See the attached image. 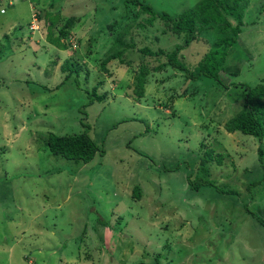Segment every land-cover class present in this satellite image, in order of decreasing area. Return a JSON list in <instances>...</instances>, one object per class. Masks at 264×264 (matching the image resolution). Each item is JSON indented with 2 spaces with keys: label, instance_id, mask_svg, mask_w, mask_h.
<instances>
[{
  "label": "rangeland",
  "instance_id": "obj_1",
  "mask_svg": "<svg viewBox=\"0 0 264 264\" xmlns=\"http://www.w3.org/2000/svg\"><path fill=\"white\" fill-rule=\"evenodd\" d=\"M146 1L158 11L179 13L197 0ZM13 3L0 1L7 12L0 14V27H7L14 11L19 23L9 38L0 33L6 51L0 61V264H64L59 262L63 258L67 264H134L141 259L151 264L152 256L143 251L162 254L167 259L162 263L170 264H264V227L256 221L264 222V192L253 187L258 196H252L247 190L249 180L259 177V143L239 133L226 135L223 128L243 107L244 92L233 84L264 83V0H250L245 10L246 28L227 59L236 75L222 76L227 90L213 80L190 81L185 72L167 66L155 71L145 96L135 102L139 62L128 64L137 58L126 53L123 64L116 59L107 64L109 74L103 73L96 90L97 95L106 93V99L89 106L87 116L73 108L78 102L85 105L87 98L76 87L75 76L65 77L63 61L86 62L90 36L103 41L110 27L114 34L131 31L135 26L130 25L147 15L138 18V6L129 0ZM31 6L42 19L37 15L27 33ZM45 14L59 20L58 28L66 21L74 24L79 50L49 43L56 28ZM160 24L156 20V27ZM133 31L135 41L142 40L139 47L167 52L181 43L174 35L162 38L155 27H148L145 40L137 28ZM214 42L201 35L183 47L177 61L188 69L196 66ZM91 49L100 62L109 54L102 46ZM157 60L167 62L164 56ZM150 61L151 68L161 65ZM121 81L124 90L118 88ZM174 90L179 98L172 107L164 105ZM81 119L93 124L89 134L104 148L103 156L84 164L37 149L34 137L40 132L78 134ZM207 148L229 157L221 166L209 163L215 186L195 193L187 177L196 176ZM135 185L142 198L132 203ZM260 186L264 189V183ZM216 188L234 194H220ZM120 212L123 220L116 230L105 229L100 236L93 230L98 217L115 222Z\"/></svg>",
  "mask_w": 264,
  "mask_h": 264
},
{
  "label": "trees",
  "instance_id": "obj_2",
  "mask_svg": "<svg viewBox=\"0 0 264 264\" xmlns=\"http://www.w3.org/2000/svg\"><path fill=\"white\" fill-rule=\"evenodd\" d=\"M129 1L133 3V5L138 6V11L136 12L138 18L144 14L147 15V17H142L140 23L138 24L134 23L133 25H130L131 27L135 26L132 27L131 31L129 29H125L122 32L120 31L114 34V30H111L110 27L108 30L110 33H105L104 31L105 37L103 41L99 40V35L96 37L90 36L89 39H91V41L88 39V42L91 46L88 47L86 53L88 57L86 62H71L69 58L63 61V70L66 71L65 77L68 78L75 76L74 82L76 83V87L80 89V91L84 93L87 98L85 105H81L78 102V104L73 107L74 109H77L81 115L87 116V108L89 106L96 102H103L106 99V93L101 95L96 94L97 88L101 87L104 81L102 75L103 73H108L107 64L111 60L116 59L123 64L125 62L124 55L126 53L130 55L129 57L135 56L137 58L132 59V61L128 64H131L133 60H137L139 62V67L134 76L133 84V99L135 102H140L145 96V85H147L153 76H155V71L158 72L167 66H171L176 70L185 72L186 79L190 81L193 80L196 82L201 79L213 80L219 84L222 89H228L229 85L223 82L222 76L225 73L226 75L231 76L236 75V73L230 71L231 67L228 66L227 59L230 50L238 43V37L241 36L243 29L246 28L244 16L250 0H197L194 5L179 13H171L167 10L158 11L146 0ZM36 10L37 9L34 8L33 12H35L37 17L38 14ZM45 15L50 16L48 14ZM38 18L42 19L40 15H38ZM53 18L51 17L49 19V25L56 28V35L50 33L48 37L49 43L53 47L64 51L79 50L81 39L74 36V24L70 21H66L62 27L58 28L57 23L59 20H56L55 18L53 20ZM156 20L160 21L161 24L159 26L161 28L156 27ZM28 26H30V24H28ZM148 27H155L159 29L160 36L162 38H168L169 36L174 35L181 43L176 44L173 50L167 52L159 48L154 50L149 45H142L139 47L138 44H140L142 40L139 41V43L135 41L133 29L137 28L139 31L136 32V34L143 35V40H145V36L149 33ZM123 32L125 33V36L123 35ZM201 35H207V37L213 38L215 42L212 44V48L203 55L197 65L188 69L177 61L178 55L183 50V47L189 45L193 40L197 39ZM126 37L127 40H125ZM4 38H9V35H6ZM73 43L77 44L75 49H73ZM92 46L98 49L102 46L104 49L106 48L109 50V54H105L106 58H102L100 62L99 59H95L97 58L95 53L91 54ZM3 51L6 52L5 47L3 48V44L0 42V61L3 58ZM161 56H164L167 59L166 63L168 65L166 63L162 64L159 60H157ZM151 58H154L156 62H160L161 65L151 68L149 66ZM98 64L99 67L93 70ZM79 80H81V82ZM81 83L82 88H80ZM124 84L125 81H121L118 84V88L124 90ZM233 85L240 86L242 88L241 93L244 92L243 112L236 118L228 121L225 126V130L229 133L239 131L243 135L251 136L261 142V145H259L257 149V162L259 165L257 171L259 172V177L250 179L247 186V190L250 191L252 196H258L256 191L260 193L264 192V189L260 186L261 183H264V144L262 142L264 141V83L261 81L254 86L243 83ZM59 86L60 85H57V87ZM178 98V94L176 90H174L173 95L169 97L168 101L166 100L164 105L172 107L173 101ZM84 119L86 120L87 117ZM133 121H135V119H133ZM92 125L93 124L90 125L81 119L80 126L82 128V132L78 134L65 133L59 135L50 131L51 129H47V134H42V132H40L38 137H34V142H36L38 150L44 147L48 149L49 153L54 154L55 156H60L61 158L69 161L82 162L86 164L91 162L97 154L99 156L104 155V148H100L95 139H92L89 134L93 127ZM148 132V128H145L143 131V133ZM140 135H142V132L137 133V137ZM226 157H229L228 154L223 155L220 152H216L215 149L207 148L198 161V168L195 173L196 176L190 178L192 177L191 174L187 177V184H189L188 186H190L191 191L197 193L202 186L214 187L215 183L210 180L211 171L209 163L216 162V165L221 166ZM159 173H162V171ZM253 173L256 176L255 171H253ZM253 187L256 189L254 192L252 191ZM216 191L220 194H234L233 192H222L221 190H218V188H216ZM130 198L133 200L132 203H137V201L141 200L142 193L140 187L137 185L133 186ZM246 211L247 213H250L248 209ZM121 214L122 213L120 212V216L115 222H112L111 219L98 217L93 230H95L99 236L103 234L105 229L110 231L116 230L120 227L121 221L123 220ZM110 215L113 216V212L110 213ZM258 219H256L258 224L264 227V222L262 223V220L259 219L261 220L259 221ZM166 249H169V246L163 248V251L168 254ZM145 252L146 251H143V256H152L151 264H170L173 262L169 261L162 263V261H167L162 254H144ZM80 257L81 256L79 254L78 258L81 259ZM84 258L90 259L89 256L85 255ZM26 260H28V257H26ZM144 260L145 259H141V261L138 260L134 264H144Z\"/></svg>",
  "mask_w": 264,
  "mask_h": 264
},
{
  "label": "crops",
  "instance_id": "obj_3",
  "mask_svg": "<svg viewBox=\"0 0 264 264\" xmlns=\"http://www.w3.org/2000/svg\"><path fill=\"white\" fill-rule=\"evenodd\" d=\"M1 1V0H0ZM6 1H8V0H6ZM9 6V5H8ZM14 5H12L11 7H13ZM2 9V8H1ZM0 9V10H1ZM33 9V7L31 6V10ZM7 12H6V10H5V12L2 14V15H4V14H6ZM17 15V13H15V11H14V13L8 18L9 20H10V22H9V24L7 25V27L6 28H4L3 26H2V24H1V27H0V33H2L3 35L4 34H6V35H8V34H10L9 33V31L10 30H13L14 31V27H15V25H19V23H18V20H16L15 19V16ZM5 30H8V33L5 31ZM24 30H29L28 29V27L27 28H25ZM27 33H29L28 31H27ZM5 35V36H6ZM4 36V37H5ZM1 37V36H0ZM5 39V38H4ZM26 257V255L24 256V258ZM60 263H64V264H67L66 263V259H61L60 261H59ZM77 264H79V263H77Z\"/></svg>",
  "mask_w": 264,
  "mask_h": 264
},
{
  "label": "clouds",
  "instance_id": "obj_4",
  "mask_svg": "<svg viewBox=\"0 0 264 264\" xmlns=\"http://www.w3.org/2000/svg\"><path fill=\"white\" fill-rule=\"evenodd\" d=\"M28 1H29V0H28ZM10 2L12 3V0H8V5H9V6L14 5V3L11 5ZM1 10H2V9H1ZM1 10H0V14H3V13L5 12V9H3V10H4L3 13H1ZM33 13H35V12H33V9H32V14H33ZM31 20H32V16H31V19H30V22H29L30 26H28V29H30V27H31ZM30 30H31V29H30ZM241 94H242V93H241ZM242 112H243V107H242V110L239 111V112H238L234 117H232L231 119L236 118V117H237L238 115H240ZM231 119H229L228 121H230ZM228 121H227V122H228ZM227 122H226L225 125L223 126L224 131L226 132V135H230V136H232V134H235V133H239V134L243 135V134H242L241 132H239V131H234V132H232V133L227 132V131L225 130V126H226ZM243 136L251 137V136H248V135H243ZM251 138H252V137H251ZM255 141H256V140H255ZM257 141H258V140H257ZM262 142H264V141H262ZM258 143H259V145H260L261 142L258 141ZM257 149H258V148H257Z\"/></svg>",
  "mask_w": 264,
  "mask_h": 264
},
{
  "label": "built area",
  "instance_id": "obj_5",
  "mask_svg": "<svg viewBox=\"0 0 264 264\" xmlns=\"http://www.w3.org/2000/svg\"><path fill=\"white\" fill-rule=\"evenodd\" d=\"M25 1H28V0H25ZM10 4H11V2H10ZM3 12H4V10L2 9V10H1V13H3ZM35 21H37V18H36V14L33 13V14H32V22H31L32 24H31L30 29H31L32 27H34L33 24L35 23ZM36 28H37V26H36ZM31 30H32V29H31Z\"/></svg>",
  "mask_w": 264,
  "mask_h": 264
}]
</instances>
